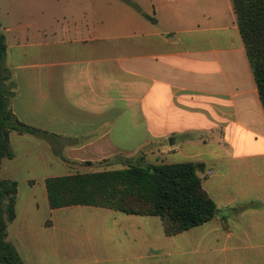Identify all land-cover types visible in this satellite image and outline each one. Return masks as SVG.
Returning <instances> with one entry per match:
<instances>
[{
  "label": "crops",
  "instance_id": "crops-1",
  "mask_svg": "<svg viewBox=\"0 0 264 264\" xmlns=\"http://www.w3.org/2000/svg\"><path fill=\"white\" fill-rule=\"evenodd\" d=\"M46 1L0 0L10 108L47 133L11 134L14 158L1 162V178L18 184L8 237L24 264H264V111L231 0H91L73 11ZM19 145L37 151L30 168L56 173L16 179L28 168ZM138 158L204 164L217 218L167 237L158 217L49 209L46 179ZM41 206L49 217L37 220Z\"/></svg>",
  "mask_w": 264,
  "mask_h": 264
},
{
  "label": "trees",
  "instance_id": "trees-1",
  "mask_svg": "<svg viewBox=\"0 0 264 264\" xmlns=\"http://www.w3.org/2000/svg\"><path fill=\"white\" fill-rule=\"evenodd\" d=\"M231 3L264 111V1ZM6 53V39L0 28V171L2 160L14 158L11 134L38 139L47 135L13 114L10 101L14 93L7 84ZM206 178L207 168L202 163L128 165L121 170L48 178L45 188L50 210L82 206L158 217L164 235L173 237L217 218L219 210L202 186ZM17 191V182L0 176V264H24L8 237V228L16 217ZM221 220L225 222L226 218Z\"/></svg>",
  "mask_w": 264,
  "mask_h": 264
},
{
  "label": "rangeland",
  "instance_id": "rangeland-1",
  "mask_svg": "<svg viewBox=\"0 0 264 264\" xmlns=\"http://www.w3.org/2000/svg\"><path fill=\"white\" fill-rule=\"evenodd\" d=\"M8 1V4L11 3V0H7ZM83 4L84 5V9L90 7V4H91V0H47L45 2V6H46V9L49 10V11H73V10H79L80 8L79 7H74L73 5H77V4ZM25 8V7H24ZM67 20L69 21H72L73 19L72 18H68ZM34 146V145H33ZM33 146H29L28 148L25 147L24 145L22 146H16L14 149L17 150V154H21L22 157L26 155H28V160L26 161V165H28V168H24L22 169L19 173H17V178L16 179H21V178H26V177H32L33 175L35 176L36 179H40L42 176H44L46 173L47 174H53V173H56V171H45L42 166L41 167H36L35 169H32L29 167V165L31 164L30 161H33L36 160V152L34 149H31L30 147L33 148ZM131 148V147H130ZM31 149V150H30ZM140 159V158H138ZM147 163L144 161V160H136V159H133V160H120V161H117L115 159L113 160H108V161H102V162H99V163H95V165L89 169L91 173H94V172H101V171H111V170H121V169H124L126 168V166L128 165H146ZM56 170V169H55ZM29 191L28 188H25V187H21L20 188V192L21 195H20V199H19V209L22 205V201L25 199L24 198V194ZM34 192L35 193H38V197L41 198L42 195H44L45 197V192L44 190L42 189V184L40 183L38 187H36L34 189ZM49 210L48 208H45L44 206H41V209L39 210L38 214H37V220H41L43 218H48L49 217ZM60 218V216H59ZM40 223V221H38ZM50 224V219H48V222H47V225ZM67 228H66V231L68 232H72V233H75L77 235H79L80 233H83L81 234L82 237H83V242L82 244H87V242L85 241V236H84V232L82 231V229L80 230H77L78 228V223L76 222H71V223H67ZM60 236V234H59ZM75 237V236H74ZM62 239H64L63 243L62 244H65L66 241L67 244H70L71 247L73 248L74 252L75 253H78L79 251V243L75 240V238L73 237H70L69 235H65L63 236L62 235ZM94 239V238H93ZM94 244H98V242L94 241ZM100 244V250L101 252L104 251V241L103 240H100L99 242ZM89 255L86 256V258L88 257Z\"/></svg>",
  "mask_w": 264,
  "mask_h": 264
}]
</instances>
